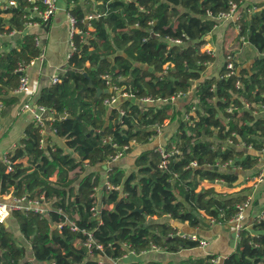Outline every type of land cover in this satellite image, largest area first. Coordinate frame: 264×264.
<instances>
[{"label":"trees","instance_id":"trees-1","mask_svg":"<svg viewBox=\"0 0 264 264\" xmlns=\"http://www.w3.org/2000/svg\"><path fill=\"white\" fill-rule=\"evenodd\" d=\"M14 1L15 5L0 9V33L23 30L25 16L33 7L29 0ZM230 1L238 5L245 2L232 23L238 29L236 39L249 42L257 55L248 67L233 62L232 75L225 76V61L217 76L201 78L215 59L202 50L205 35L217 25V14L227 10ZM67 3L68 12L83 31L86 26L81 20L86 13L97 11L100 15L90 20L92 30L84 42L79 34L74 35V50L60 74L61 81L44 86L36 99L46 110L44 116L54 117L46 123L56 128L54 135L64 140L65 147L48 143L41 148L39 126L32 121L7 153L11 169L0 160L1 195L43 194L52 209L62 212L51 210L41 215L33 210H13L10 219L16 221L30 245L32 257L25 258L27 244L19 243L11 230L0 224V264H109L107 259L122 264L127 251L139 254L151 244L168 252L198 247V237L182 235L169 219L191 227L201 226L205 218L229 222L236 206L247 199L246 189L222 193L213 183L235 184V170L257 165V151L264 148V114H254L264 105V1ZM252 6L258 9L249 14L247 9ZM20 36L15 45L0 51L1 101H7L8 93L17 87L19 63L42 52L35 44V32L22 31ZM104 74L120 93L128 95L112 107L103 99L115 90L94 100L97 87L108 88ZM89 79L92 86H88ZM193 80V102L176 109L172 100L185 96ZM144 98L151 101L143 102ZM62 112L69 117L55 118ZM174 120L177 128L164 147L167 157L153 147L129 156L133 145L148 144L157 137L158 127ZM47 138L51 141V135ZM126 144L130 146L119 158L126 156L130 169L126 171L119 158L104 169L102 165ZM249 145L256 154L248 152ZM163 160L164 168L159 167ZM106 182L113 188L106 189ZM97 188L100 197L95 194ZM91 206L96 207V216ZM138 208L141 211L133 210ZM261 213L264 216V208ZM65 220H72L77 230L72 231L66 223L61 228L53 225ZM83 230L92 232L103 251L87 250ZM210 259V255L189 256L169 264H208ZM128 264L162 263L147 260ZM222 264H264V218L255 217L250 228L239 230L236 246Z\"/></svg>","mask_w":264,"mask_h":264},{"label":"crops","instance_id":"crops-1","mask_svg":"<svg viewBox=\"0 0 264 264\" xmlns=\"http://www.w3.org/2000/svg\"><path fill=\"white\" fill-rule=\"evenodd\" d=\"M251 1L253 3L263 2L264 0ZM67 4V0H57V9L50 18L48 28L40 29L36 27H23L22 31L24 32L30 30L40 35V45L41 50L43 52V61L34 60V62L27 67L25 73L28 77V91L14 93L11 90L6 96L7 101H2L3 109L0 113V157L5 151H11L16 146V144L23 137L25 128L30 122H32V111L27 108H24V105L29 104L30 107L32 106L33 108H37L38 105L36 104V99L40 90L44 86H47L51 83L50 79L52 76H60V74L64 73V71L66 70V68H64L62 73H57V70L59 71V69L64 66L65 62H67V53L70 51V40L68 36L69 23L67 17ZM254 7L255 9L252 12H255L258 9L257 6ZM229 22L230 25L228 24L226 26L227 28L230 27L232 30H234L235 33L233 39L230 41L228 47L226 42L225 45L223 44L221 48L222 55L217 50L214 61L208 64V66L202 72L201 78L217 76L221 66L226 61V56L229 53H232V56H235V61L238 66L244 67H248L252 63L254 57L257 55L256 49L249 42L244 41L240 43V41L236 39L238 29L233 26L232 22L234 21L229 20ZM218 26L219 25H216L210 33L205 35L206 40L208 38H212L215 33H218ZM226 26H224L222 29H224ZM21 32L15 33L13 35L0 33V51L6 50L9 46L15 45L16 40L21 37ZM205 44H207V47H205V49L207 48V50L212 52L209 49L210 47L208 45V42H206ZM247 49L249 52V56L245 59V61H243V59L239 60L240 55ZM172 102L173 104L175 103L174 99ZM170 124H173L174 126L171 128L170 131L165 133V128ZM176 128L177 121H167L162 127L161 132L157 135V137L151 140L148 144H137L133 146L129 156L134 157L140 151L146 148L153 147L156 150L158 147L162 148V146L166 144L167 140L173 135ZM51 143L57 146L65 147L64 140L56 135L51 136ZM247 150H249L248 152H250L251 154H256V151L252 148H249ZM117 161L119 164L121 163L123 165L124 163L128 162V158L125 156L123 158H119ZM259 165L260 163L258 162L257 165L248 170L236 169L235 173H237L238 175V181L232 185L225 183V185L230 186V188H226L229 191L224 192H235L242 188L246 189V194L251 200V203L245 211L244 224L247 226V228H250V225L254 218L257 217L264 208V180L259 183L256 188L249 187L248 183V176L252 175L259 168ZM219 182L213 183V186L217 191H221L217 185V183ZM100 193V189L97 188L95 190V194L100 197ZM3 197H8V194H0V199ZM110 207L111 205H108V208ZM204 220L205 221L203 222V224L198 227H188V223L180 222L178 220L173 219H169V222L181 234H194L199 239H204L207 243L205 246H198L192 249H184L178 252H168L162 249H158L147 250L144 252H140L139 254L127 253L124 257H122L121 263L128 264L137 261L144 262L147 260H155L160 261L162 264H169L170 262L175 263L189 256L197 257L210 255L211 258H217L216 262L211 264H222L223 259L226 258L234 250L237 243L238 238L236 236L233 224L230 221L225 223H215L210 222L206 218ZM8 224L12 226L11 231L13 232L14 236L16 237V235L19 234V239H21L23 242L24 239L19 232L16 221L8 219ZM186 224L188 226H186ZM151 254H154V256L150 257Z\"/></svg>","mask_w":264,"mask_h":264},{"label":"built area","instance_id":"built-area-1","mask_svg":"<svg viewBox=\"0 0 264 264\" xmlns=\"http://www.w3.org/2000/svg\"><path fill=\"white\" fill-rule=\"evenodd\" d=\"M29 1L33 2V7H31L30 13L25 16L26 21L24 23L25 24L24 28L25 27L27 28L36 27V28L44 29L45 26L48 24L49 19L51 18V16L54 14L55 10L57 9V0H29ZM38 2L40 4H38ZM12 5H15L14 0H0V9H6L7 7H10ZM244 5H245V2L241 3V5H238L235 1H230L229 8L217 14L216 18L218 20V23L220 21H225V20L235 21L239 17L241 8L242 6L244 7ZM254 9L255 7L252 6L251 8L247 9V12L252 13ZM99 15L100 14L97 11L86 13L83 19L81 20L83 24H85L86 26L85 31H83L82 29H80L79 25L77 24L76 18L68 12L67 17H68V23H69L68 36L70 40V51L67 53V57H69L71 52L74 50V42H73L74 35L79 34L80 41L84 42L85 36H88L89 31L92 30V27L90 25V20H92L93 18H97ZM21 31L22 30H11L7 33L4 32L3 34L13 35L15 33H20ZM34 39H35V44L37 46H41L40 45V39H41L40 35L36 34ZM241 39L243 40V38ZM173 41L177 43L180 42L179 39H175ZM242 42H244V40ZM202 50H206L210 52L207 49H202ZM34 60L43 61V52H41L37 57L30 60L29 62L19 63L18 67L16 68V71L17 73H19L20 78H19L17 87H15L12 90V92L19 93V92H26L29 90L28 77L25 72H26L27 67L31 65L34 62ZM226 69H227V72L225 76H229L235 73L234 63L230 56L226 58ZM102 77L105 80L107 87L111 88V90L116 91L114 94H111L110 97H106L103 99V103L106 106H109V107L115 106V104H117V102L119 101L120 97L128 96L127 93L125 92L120 93L119 88L111 82V78L108 74H104ZM60 81H61V77L59 75L52 76L50 79V82L53 84L58 83ZM235 84L237 87L240 86L239 81H236ZM142 101L150 102L151 100L149 98H144L142 99ZM244 106L248 108L249 105L245 103ZM24 108H27L32 111V115H33L32 121L37 126H39V132L41 133V137L39 140V146L41 148L47 147L48 143H51V141L47 138V136L54 135L56 132V128L49 126L46 123V119H48L49 124H50V122L53 121L54 117L51 116V114H49L48 116L46 114V117H45L43 113H45L46 110L42 106L33 108L32 106L30 107L29 104H25ZM2 109H3V102L0 100V113ZM122 113L123 112L121 110L120 114ZM254 114H264V105L259 106V110H255ZM187 117L188 116L185 114V119ZM0 127H1V123H0ZM161 129L162 127L157 128L158 134H160ZM262 139L264 140V136L262 137ZM227 142L228 144H231L232 141L227 140ZM129 146L130 145L126 144L123 147H121L114 155L110 157L109 160L106 161V164H108L109 166V164L112 161H115L117 158L122 156L123 153L129 148ZM247 148H252V147L249 145L247 146ZM157 151L162 155L163 158L167 157L168 155V153L166 152V149L163 147L162 148L158 147ZM7 153L8 151L7 152L5 151L0 157V160H2L5 164H7V170H10L12 163L8 159ZM257 154H259V159H258V162L260 163L259 168L252 175L248 176L249 177L248 183H249V187L251 188H256L257 185L261 183L264 179V148L258 150ZM192 165H196V163L192 162ZM159 167H163V168L165 167V160L161 161V163L159 164ZM105 185H106V189L113 188V186H111L107 182L105 183ZM250 203H251V200L249 197H247V199L244 202L238 204L236 206L237 207L236 213L229 220L233 224L237 238H238L239 230H241L243 227L244 228L247 227L244 224V219H245V211ZM13 210H33L35 212H38L41 215H48L51 210L55 213L62 212L61 209H52L51 203L45 199V196L43 194H40L37 197H30L26 195L14 196L9 193L8 197H3L0 199V224H4V225L8 224V219H10V215ZM90 210L93 216H96L98 214V211L95 206H91ZM257 217L259 219L264 218L262 213H260ZM209 221L213 222L212 219H209ZM65 223L69 225V228L72 231L77 230V226L72 220L58 221V222H55L53 225L57 228H61V226ZM83 232L86 235V239L84 240L83 245L87 248L89 252H91L92 248H96V249L103 251V246L95 242L91 231L83 230ZM187 236L191 237L192 239H197V236L194 234L187 235ZM199 244H200L199 246H205L207 243L204 239H200ZM123 246L127 247L126 244H123ZM158 249H161V248L154 244H151L148 250H158ZM127 253L135 254L133 251H127L125 254ZM124 256L125 255H123V257ZM216 259L217 258H211L208 264L216 262ZM107 261L109 262V264H116V260L107 259Z\"/></svg>","mask_w":264,"mask_h":264},{"label":"rangeland","instance_id":"rangeland-1","mask_svg":"<svg viewBox=\"0 0 264 264\" xmlns=\"http://www.w3.org/2000/svg\"><path fill=\"white\" fill-rule=\"evenodd\" d=\"M230 25V22H229V20H225L224 22H220V23H217V25H219L218 26V33H215L213 36H212V38H208L207 39V42H208V45H209V49L212 51V55H214L215 56V54H216V52H217V50L221 53V55H222V52H221V48H222V46H223V44L225 45V42H226V44H227V47L229 46V44H230V41L233 39V36H234V30H232L230 27H228L227 28V26L226 25ZM224 26H226L224 29H222ZM221 29H220V28ZM204 47H202V49H205V47H207V44H205V45H203ZM207 49V48H206ZM229 53V52H228ZM228 56H230L231 58H232V60H233V62H236L235 61V56L233 55L232 56V53H229L228 54ZM249 56V52H248V49L246 50V51H244L241 55H240V58H239V60H242L243 59V61H245V59L247 58ZM227 58V57H226ZM67 59V58H66ZM67 67V62H65V64H64V66L62 67V68H60L59 69V71L57 70V73H62L63 72V70H64V68H66ZM195 84H196V81L195 80H193L192 81V88L190 89V91L185 95V96H183L182 98L180 97V98H175L174 99V101H175V103H174V106H175V108L176 109H179V108H181V109H183L184 107H185V105L186 104H188V103H190V102H193V100H194V90H195ZM122 97H120V99H121ZM173 101V100H172ZM174 125L173 124H170V125H168L166 128H165V133H167L168 131H170L171 130V128L173 127ZM133 146H135V145H133ZM132 146V147H133ZM165 146V145H164ZM164 146H162L163 148H164ZM238 147H240V148H243L242 147V145H237ZM247 149H249V148H247ZM123 157H125V156H123ZM123 157H121V158H123ZM122 166H124V168H125V170L126 171H128L129 169H130V164L129 165H127V163H124ZM236 171V170H235ZM264 180V179H263ZM217 185H218V188L221 190L220 192H222V193H224V191H229V190H227L226 188H230V186H227V185H225V183H222V182H219V183H217ZM186 226H188L187 224H186ZM188 227H191V226H188ZM16 230V229H15ZM14 235V234H13ZM18 236V237H17ZM20 235L18 234V235H16V239H17V241L19 242V243H22V244H27V246H26V249H27V254H26V256H25V258H27V259H31V252H30V245H28V243H25V241H23L22 242V240L21 239H19L20 237H19ZM154 256V254H151L150 255V257H153Z\"/></svg>","mask_w":264,"mask_h":264},{"label":"water","instance_id":"water-1","mask_svg":"<svg viewBox=\"0 0 264 264\" xmlns=\"http://www.w3.org/2000/svg\"><path fill=\"white\" fill-rule=\"evenodd\" d=\"M49 21H50V19H49ZM49 21H48V23H49ZM45 28H48V24L45 26ZM18 74H19V73H18ZM88 86H92V82H91L90 79H89ZM85 88H86V85H84V86L82 87V90H85ZM111 92H112L111 88L101 89V88L97 87V88H96V95H95V97H94V100H97V98L101 95V93H111ZM132 100H134V98H133ZM171 100H172V99H171ZM68 117H69V115H67L65 112H62V113H60V114L55 115V118H57V119H60V118H68ZM102 167H103L104 169H106V168H108V164L105 163V164L102 165ZM133 210H134V211H135V210L141 211L140 208H138V209H133ZM6 226L9 228V230H12V226H11L10 224H6Z\"/></svg>","mask_w":264,"mask_h":264}]
</instances>
